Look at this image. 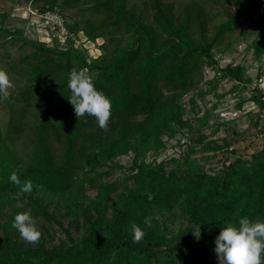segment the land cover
Here are the masks:
<instances>
[{"label":"trees","instance_id":"trees-1","mask_svg":"<svg viewBox=\"0 0 264 264\" xmlns=\"http://www.w3.org/2000/svg\"><path fill=\"white\" fill-rule=\"evenodd\" d=\"M29 1L42 15L60 14L67 34L61 42L55 26L49 45L27 37L21 27L5 26L9 14L0 12V37L25 51L10 67L24 84L0 101L7 115L0 114V264H216L211 249L227 222L264 220V148L210 175L194 153L213 152L203 159L223 149L235 153L238 139L219 143L210 135L226 122L211 123L209 111L188 114L200 111L199 99L217 92L224 79L235 82L237 108L250 100L264 110V89L259 81L252 88L264 75L261 66L254 80L246 65L221 66L215 57V51L232 47L225 40L238 19L255 13L259 29L246 48L255 59L264 56V0H190L179 11L169 0ZM216 4L223 7L217 17L208 8ZM71 8L82 16L69 22L65 11ZM213 21L217 27L211 29ZM80 32L99 50L96 55L76 44ZM207 66L214 71L210 79ZM73 68H87L111 99L106 130L95 117L75 116L67 87ZM178 134L187 137L178 141L186 148L158 162ZM129 154L128 166L117 162ZM21 167V182L31 180L33 190L17 197L9 177ZM117 168L122 174L110 179ZM29 207L41 225L37 244L24 241L12 226ZM133 223L145 233L140 243H133ZM52 224L65 237L49 244L45 230Z\"/></svg>","mask_w":264,"mask_h":264},{"label":"rangeland","instance_id":"rangeland-1","mask_svg":"<svg viewBox=\"0 0 264 264\" xmlns=\"http://www.w3.org/2000/svg\"><path fill=\"white\" fill-rule=\"evenodd\" d=\"M143 0H128V4L141 3ZM174 1L176 8L179 11L188 1L190 0H169ZM209 4V3H208ZM213 12V16H219L222 12L223 7L221 4H216L215 6H209ZM8 13V17L5 21V26L10 28L21 27L25 31V35L29 38L36 39L38 41H48L51 45L50 31L55 30V25H60L63 23L64 19L60 17L56 12H47L45 15H42L38 9L34 6L29 0H0V12ZM258 13L253 14L252 16L242 15L238 19V24L236 30L229 34L226 37V41L232 42V47L226 51H215V57L220 63L221 66H225L228 63H242L247 67V73L251 77L256 79L258 74V69L261 66V69L264 70V56L260 59H255L252 53V50H247V45L257 36V31L259 29L257 20ZM82 16L81 10L78 8H71L65 11V20L69 22L74 19L80 18ZM102 17L103 14L96 15ZM217 21V19H215ZM219 20V19H218ZM211 29L217 27L216 22L213 21L209 24ZM60 34V31H59ZM62 34V33H61ZM61 39V42L64 41ZM100 42V40H98ZM76 44L84 45L88 47L91 55H96L99 50L94 47V44H91L87 41L86 37L82 32L79 33ZM224 44L221 45V47ZM9 51V55L7 54ZM26 51H30L31 47H26ZM25 52L22 49L18 48V45H11L5 42L4 37H0V68H3L7 71L10 76V79L14 83V89H18L24 80L20 78L18 74L11 70V65H13L20 55ZM205 79H210L214 75V71L210 67H205ZM259 81V87L264 89V75L260 80H255L252 84V88L257 86L256 84ZM235 82L233 80L224 79L219 82L217 92H211L199 99L200 111L190 112L189 117H200L206 111L211 112L210 122H226V126H221L219 132L215 135H210L212 139H217L219 143H224V140L238 139L235 141L234 146L237 149L235 153H229L226 149L219 150L217 154L211 159H203L202 155H211L212 151L206 152H196L194 156L199 158L198 160L204 164L205 170L210 174H216L218 169L222 168L223 163H230L237 156L241 155L244 159H251V155L262 148H264V110L259 111L257 105L248 100L244 103L243 108H237L236 103L239 101L240 97L238 94L231 91V87ZM11 91V90H10ZM216 93L222 94L217 96ZM191 96V93H188L184 100ZM189 107V104L188 106ZM1 116L5 119L7 117L4 109H0ZM196 122V119H193ZM235 128L233 131L231 128ZM206 133H210V129H205ZM209 137V138H210ZM187 137L185 135L181 136L180 134L173 139H169L168 146L165 151H163L159 157L158 162L168 161L172 156H179V151H183L186 148V145L183 144L180 147L178 141L185 143ZM201 144L197 145L199 149ZM224 159H226L224 161ZM132 160V154L121 156L117 159L119 164L128 166ZM176 163H170L167 165L168 168H171ZM122 174V169L117 168L116 172L110 176V179H115L116 176ZM90 193L94 195L96 193L95 189H91ZM65 224H68V219H64ZM176 225V223H175ZM38 227H41L38 224ZM75 235L78 232L73 228ZM0 230V236H1ZM45 234L48 237L49 244H54L59 242L61 239H64L65 235L62 229L57 225H47ZM211 260L216 264H219L218 257L214 251V248L211 249Z\"/></svg>","mask_w":264,"mask_h":264},{"label":"clouds","instance_id":"clouds-1","mask_svg":"<svg viewBox=\"0 0 264 264\" xmlns=\"http://www.w3.org/2000/svg\"><path fill=\"white\" fill-rule=\"evenodd\" d=\"M14 87L7 71L0 68V101L8 100L10 90ZM67 87L70 90L68 100L78 121L85 115L92 116L99 127L106 130L111 118L112 101L103 91L96 88L88 69H71ZM22 170L21 167L13 171L9 177L10 182L19 189L17 197L25 193L30 194L33 190L31 180L21 182L19 173ZM144 195H147L149 200L154 198L152 193ZM17 206L22 207L21 204ZM12 226L17 229L20 237L30 244L39 243L42 237L30 207L15 215ZM131 231L133 243H140L145 236L144 231L135 223L131 225ZM214 243L219 264H264V220L259 217L253 220L245 216L239 219L238 224L229 221L221 228Z\"/></svg>","mask_w":264,"mask_h":264},{"label":"built area","instance_id":"built-area-1","mask_svg":"<svg viewBox=\"0 0 264 264\" xmlns=\"http://www.w3.org/2000/svg\"><path fill=\"white\" fill-rule=\"evenodd\" d=\"M55 26H58V25H55ZM59 27L61 28L60 29V34H59V37L62 38V40H65V36H66V31H65V28L63 27V23L59 25ZM62 33V34H61ZM50 36V34H49Z\"/></svg>","mask_w":264,"mask_h":264}]
</instances>
